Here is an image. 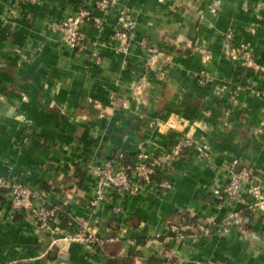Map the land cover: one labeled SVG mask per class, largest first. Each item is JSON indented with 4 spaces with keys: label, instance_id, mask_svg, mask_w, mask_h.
Masks as SVG:
<instances>
[{
    "label": "crops",
    "instance_id": "0c3cea01",
    "mask_svg": "<svg viewBox=\"0 0 264 264\" xmlns=\"http://www.w3.org/2000/svg\"><path fill=\"white\" fill-rule=\"evenodd\" d=\"M126 4L137 24L129 55L115 53L117 7L94 11L102 30L85 27L81 54L51 28L80 0L0 1V179L24 180L60 209L42 232L1 193L0 264H264V210L246 194L237 202L213 194L233 162L256 168L254 182H264V75L221 53L232 34L264 64V0ZM178 135L193 136L197 149L169 172L171 190L150 185L95 201L104 162L142 148L163 152ZM181 211L219 224L243 211L249 222L228 234L175 235L169 226ZM72 235L86 241L66 242Z\"/></svg>",
    "mask_w": 264,
    "mask_h": 264
},
{
    "label": "built area",
    "instance_id": "2783aa9c",
    "mask_svg": "<svg viewBox=\"0 0 264 264\" xmlns=\"http://www.w3.org/2000/svg\"><path fill=\"white\" fill-rule=\"evenodd\" d=\"M1 1V0H0ZM19 4H39L41 0H15ZM129 0H80L81 8L77 13L68 15L64 20L55 22L51 25L54 32H59L61 41L72 50L84 54L88 50L87 35L85 27L89 24L95 26L99 32L102 30V20L95 15L94 11H111L113 8H119L112 40L117 43L116 54L129 55L131 42L135 36L137 27L132 10L126 2ZM249 32L253 29L249 28ZM222 43V55L239 68L252 71L255 75H264V64H261L256 56L254 49L250 44L241 42L232 43V34H225ZM146 42H143V45ZM93 59L100 64L98 52H94ZM211 77V75L209 74ZM208 75L205 77L209 78ZM253 92H255L253 90ZM259 95V92L257 91ZM114 100L115 96H111ZM177 121L171 122V129H175ZM185 124V123H183ZM197 149V141L193 136L178 135L171 146L163 152L157 150H147L142 148L133 158V162L125 164L123 162L124 153H120L114 160L106 161L98 169L100 180L95 188L96 202L104 199L109 191H117L121 195H137L142 193L146 186H155L164 191L172 189V183L169 180V172L175 165L182 160L185 155ZM203 155L208 156L206 146H203ZM238 167V162H233L230 169L228 183L214 190L213 194L219 202L230 200L240 201L243 194H246L253 201V207L264 210V182H254L257 170L254 167ZM162 179L156 181L157 177ZM0 190L2 194L11 203V209L14 215L21 214L27 222L38 230L50 233L52 225L60 218V209L49 204L45 199V194L30 185L24 180L7 181L0 179ZM95 202V203H96ZM243 211L231 213L222 223L206 222L209 227L202 224L195 228L197 235L209 236L214 232L228 234L234 228L243 229L249 222L245 218ZM176 217L181 218V224H172L169 226L171 233L180 235V229L184 231V222L187 218L185 211ZM200 223V221L198 222ZM157 237H160L158 235ZM66 242H85L82 235H72L65 239Z\"/></svg>",
    "mask_w": 264,
    "mask_h": 264
},
{
    "label": "trees",
    "instance_id": "16d2710c",
    "mask_svg": "<svg viewBox=\"0 0 264 264\" xmlns=\"http://www.w3.org/2000/svg\"><path fill=\"white\" fill-rule=\"evenodd\" d=\"M240 70H245V69L240 68ZM133 158H134V156H130V155L125 154L124 159H123V162H124L125 164L132 163V162H133ZM156 179H157L156 181H159V180L162 179V176H161V177L159 176V177H157ZM1 193H4V190H0V195H1ZM0 197H1V196H0ZM243 215L245 216V218H248V216H249V214H248L247 212L243 213ZM189 223H190V224H193L194 226H198L199 224H202V225H205V226H209V227H215V228H217V226H211V225L208 224V223L206 224L205 221H200V223H198V222H195V221L192 220V222H191L190 220H187V218H186L184 224L187 225V224H189ZM183 232H184V231L180 229V233H183ZM185 233H187V232H185Z\"/></svg>",
    "mask_w": 264,
    "mask_h": 264
},
{
    "label": "water",
    "instance_id": "95a60500",
    "mask_svg": "<svg viewBox=\"0 0 264 264\" xmlns=\"http://www.w3.org/2000/svg\"><path fill=\"white\" fill-rule=\"evenodd\" d=\"M173 224H181V218L180 217H175L173 220ZM192 230V232H196L195 228H192L191 226H187L184 228V230ZM197 233V232H196Z\"/></svg>",
    "mask_w": 264,
    "mask_h": 264
}]
</instances>
